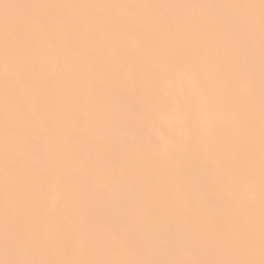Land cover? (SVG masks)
Segmentation results:
<instances>
[{
	"label": "bare ground",
	"instance_id": "bare-ground-1",
	"mask_svg": "<svg viewBox=\"0 0 264 264\" xmlns=\"http://www.w3.org/2000/svg\"><path fill=\"white\" fill-rule=\"evenodd\" d=\"M0 264H264V0H0Z\"/></svg>",
	"mask_w": 264,
	"mask_h": 264
}]
</instances>
